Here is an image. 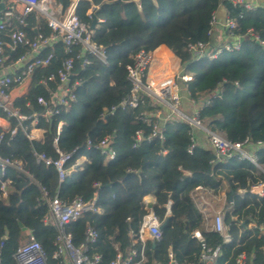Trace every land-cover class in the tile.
<instances>
[{
    "label": "trees",
    "instance_id": "16d2710c",
    "mask_svg": "<svg viewBox=\"0 0 264 264\" xmlns=\"http://www.w3.org/2000/svg\"><path fill=\"white\" fill-rule=\"evenodd\" d=\"M55 1L63 9L71 2ZM92 6L97 9L87 15ZM220 6L236 24L233 35L242 38L240 50L223 51L214 59L191 61L188 44L212 45L210 21ZM75 13L87 26L95 20L93 41L105 50L106 63L92 58L84 70L80 69L79 61L74 63L71 82L78 81L73 89L76 101L68 110L61 109L48 123L41 120L37 124L44 130L42 142L26 138L31 129L29 122L19 126L14 120L11 126L16 128L15 134L5 133L0 140V156L19 163L23 170L8 167L0 176L6 190V196L0 197L1 264H15L12 255L26 242L29 232L42 246L48 263L57 264L52 259L56 233L52 226L43 223L47 207L38 186L49 197L58 194L69 200L75 196L90 200L97 193V206L102 214L86 215L67 225L65 230L78 246L84 241L85 229L94 228L98 238L91 253L100 254L105 264L115 259L114 245L126 257L132 241L128 233H136L145 214L143 198L147 195L155 197L153 212L161 222L166 218V205L170 202L171 206L161 238L152 245L146 243L145 264L165 263L169 249L179 264L196 263L202 250L201 243L192 237L196 230L201 232L206 246L220 247L221 255L214 264H235L236 256L242 252L248 257L247 264H264V237L246 236L242 225L236 224L245 221L247 215L262 218L264 198L256 201L249 193L243 199L233 196L234 215H227L225 220L233 237L228 245L222 244L217 234L203 230L200 214L191 202V192L198 186L234 193L237 188L247 190L259 179L254 176L251 165L235 159L213 165L210 148L197 145L187 153L192 128L175 116L159 122L152 115L160 113V108L144 94L135 108L119 106L130 91L126 66L132 63L133 56L139 50L155 51L164 46L175 56L181 71L190 75L191 80L180 86L199 110V120L207 130L231 142L245 138L264 142V8L246 11L229 0H138L137 3L81 0ZM27 19L30 27L24 31L30 39L35 33L32 27L36 25V18L30 14ZM38 29L45 36L51 33L42 24ZM26 51V46L19 45L14 52L7 53V62H14ZM47 53H52L49 66L36 68L26 93L13 101V107L24 115L40 111L36 99H49L59 85L56 79L46 86L40 81L55 74L66 58L63 45L57 42L43 50L41 56ZM217 90L220 95L211 98ZM111 108H114L112 112ZM141 116L147 122L140 121ZM59 121L64 125L56 135ZM154 127L162 139L151 136ZM136 131L142 135L133 147ZM107 136L108 145L115 152L113 160L93 148ZM54 137L60 152L77 149L69 164L79 157L87 160L61 183L53 166L36 163L31 154L33 148L57 159L52 145ZM86 140L91 142L89 149L85 147ZM259 156L264 164V151ZM93 183H99L100 187L94 188ZM235 215L236 219L232 217Z\"/></svg>",
    "mask_w": 264,
    "mask_h": 264
},
{
    "label": "built area",
    "instance_id": "2783aa9c",
    "mask_svg": "<svg viewBox=\"0 0 264 264\" xmlns=\"http://www.w3.org/2000/svg\"><path fill=\"white\" fill-rule=\"evenodd\" d=\"M78 1L71 0L66 9H63L60 3L55 0H0L4 4V9L0 11V140L5 133L13 136L16 128L11 126V120H14L17 125L21 126L25 122H29L31 129L26 134V138L30 141H38L39 136H35L33 130H38L44 134V130L37 127V124L42 120L48 123L50 118L64 111L76 101V96L73 92L78 81L71 82L74 70V63L79 61L80 69L84 70L90 65L91 59L94 58L99 62L106 63L105 50L102 46L97 45L93 41L95 35L93 29L80 22L75 9ZM233 5H239L246 11H253L258 7L264 8V0L256 2H248L247 0H229ZM9 2V5L8 3ZM18 5V6H17ZM97 7L90 9L87 15ZM35 15L36 25L35 33L29 39L26 36L24 29L30 27L28 16ZM103 20H97L102 23ZM45 25L50 29L51 33L45 36L38 29V25ZM211 29L209 35L212 36V31L216 26V16H212L210 21ZM236 24L229 19L227 14L223 24L227 42L219 48L204 45L202 43L188 44L187 51L191 55V61H198L202 58L214 59L223 51L228 53L238 52L240 50V37L234 36L233 31ZM259 42L256 37L253 38ZM60 42L63 45L66 58L62 60L60 67L55 74H50L40 83L43 86L47 82L53 80L58 81V86L55 92L51 93L49 99L38 97L36 103L40 106V111H33L29 115H24L18 109L13 107V102L10 99L9 92L11 86L21 85L25 81H30L31 74L36 68H45L49 66L52 53H47L41 56L43 50L51 48L55 43ZM262 44L261 42H259ZM19 45L27 47L24 54L19 55L14 60L12 70H7L6 58L7 53L14 52ZM154 51L139 50L134 56L132 63L126 66L127 80L130 84L128 96L122 100L119 106H128L135 108L138 104L139 97L144 94L150 97L156 104H161L169 110L170 114L163 117L155 116L159 122L164 123L169 116L178 117L189 124L192 129L201 130L208 141L209 148L213 153L211 163L216 165L228 159H235L239 162H248L254 172V176L258 177V181L244 188H237L233 192L231 200L228 198L229 190L219 189L217 191L198 186L191 192V202L199 212L202 227L205 232L217 234L222 241V244L228 245L232 243L233 237L230 231V224L225 222L226 216L234 215L235 208L232 204L233 196H238L243 199L247 193L251 194L256 201L264 198V164L260 160L259 153L264 151V142L252 141L245 138L240 142L228 141L223 135L213 133L207 130L199 120V110L194 109L189 115L180 110L181 94L180 84L188 83L191 80L189 74L182 71L153 79L149 77V71L154 63ZM220 90H217L211 98H217L220 95ZM189 99V98H188ZM192 104L193 102L189 100ZM209 103V101L207 102ZM114 108H111V112ZM142 122H147L144 116L139 118ZM64 122L59 121L57 125L56 135L59 134ZM141 132L136 131L134 134L133 147L141 140ZM151 136H157L162 139L161 133L157 127H154ZM57 138H53V149L58 155L57 159H52L45 153L36 152L33 148L31 154L35 162L44 166H53L57 172L58 182L61 183L66 177L81 169L84 164L82 158L79 157L73 163L69 164L73 155L76 153V148L68 153H62L56 146ZM109 136L99 141L93 148L99 150L100 154L109 160H113L115 152L109 147ZM196 146L195 139L192 133L191 147L187 153H191L192 148ZM85 147L91 148L90 140H86ZM164 154V152L162 153ZM13 168L23 172L19 163L9 161L0 156V176L4 174L6 168ZM94 188L100 187L99 183H93ZM41 199L44 201L47 212L43 218V223L46 226H52L55 229L54 252L52 259L57 264H105L100 254L91 253L93 245L98 238L94 228L88 226L83 234L84 241L75 246L70 233L66 232L65 227L78 220H81L86 215H101L102 209L97 206V193L94 192L90 200H84L80 196H75L72 199H62L58 194L49 197L46 190L39 187ZM6 196L5 184L0 179V197ZM170 202L166 205L165 216H170ZM145 205V214L141 218V222L136 233L129 232L128 235L132 238L131 246L127 250L126 257L117 251V245H114L116 250L115 259L108 264H145L147 257L145 255V241L150 239L155 242L161 238V230L159 229L160 220L153 212V205ZM234 219L237 216H232ZM245 221H238L237 225H242L246 236L264 237V216L251 217L247 215ZM129 219H127L128 221ZM192 237L201 243V253L199 259L194 264H214L221 255L219 246L209 247L204 244V240L200 231L193 232ZM2 243L0 244L1 255ZM264 252V246L262 247ZM15 264H49L47 255L39 242H37L31 232L27 236L26 242L18 247L12 255ZM253 256H251V260ZM248 257L244 252L238 254L235 258V264H247ZM1 264V261H0ZM152 264H179L171 251L168 250V259L165 263L154 262Z\"/></svg>",
    "mask_w": 264,
    "mask_h": 264
},
{
    "label": "crops",
    "instance_id": "0c3cea01",
    "mask_svg": "<svg viewBox=\"0 0 264 264\" xmlns=\"http://www.w3.org/2000/svg\"><path fill=\"white\" fill-rule=\"evenodd\" d=\"M136 3L138 2V0H134ZM248 2H256L257 0H247ZM18 6V5H17ZM96 6H92L91 9L95 8ZM216 16V26L213 29V33L211 36V47H215V48H219L221 47L223 44H225L228 40L226 38L225 32L223 30V24L226 18V12L225 10L220 6L219 9L217 10V12L215 13ZM154 55H155V59H154V63L152 65V67L150 68L149 71V77L153 78V79H159L161 77L164 76H168V75H173L174 73L180 72L181 69L179 67V63L177 61V59L175 58V56L172 54V52L170 50H168L166 47L164 46H159L155 51H154ZM6 66H7V70H12L13 67L15 66L13 62H7V58H6ZM30 84V81H25L23 84L21 85H15L13 87H11L10 92H9V96L10 99L12 100V102L23 96L26 91L27 88ZM180 94H181V108L185 113L190 114L194 109H197L195 107L194 104H192L189 99H188V95L187 93L181 88L180 86ZM160 113H157L156 115L158 117H163L167 114H165V112L160 109ZM196 130V131H195ZM193 131H195V144L199 147L208 149L209 148V144L207 141V138L205 136V134L198 129H192V133ZM199 131V132H197ZM33 132L35 133V136H39V140L37 142H42L43 141V134H41V132H38V130H33ZM87 160L86 158H82V163L86 164ZM143 203L146 205H156V199L154 196L152 195H147L143 198ZM149 242L151 245L153 244V241H151L150 239H146L145 241V247H146V243ZM170 251V249H169Z\"/></svg>",
    "mask_w": 264,
    "mask_h": 264
},
{
    "label": "water",
    "instance_id": "95a60500",
    "mask_svg": "<svg viewBox=\"0 0 264 264\" xmlns=\"http://www.w3.org/2000/svg\"><path fill=\"white\" fill-rule=\"evenodd\" d=\"M3 9H4V4H3L2 2H0V11H2ZM94 11H95V10H94ZM94 25H95V20H93V21L91 22L89 28H90V29H93V28H94ZM239 41L241 42L242 39H239ZM157 106H158L160 109H162V110L165 112V114H167V115L170 114L169 110H167L166 108H164L161 104H157ZM232 195H233L232 190H229V192H228V198H229V200H231ZM170 206H171V204H169V208H170ZM166 221H167V217L165 218L164 221L160 222V224H159V229H160V230H162V229L164 228V226H165V224H166Z\"/></svg>",
    "mask_w": 264,
    "mask_h": 264
},
{
    "label": "rangeland",
    "instance_id": "374dc122",
    "mask_svg": "<svg viewBox=\"0 0 264 264\" xmlns=\"http://www.w3.org/2000/svg\"><path fill=\"white\" fill-rule=\"evenodd\" d=\"M8 3V5H9V2H7ZM180 110H182V108H181V106H180ZM183 111V110H182ZM184 112V111H183ZM186 114H188V113H186ZM189 115V114H188ZM203 127H204V125H203ZM196 131V130H195ZM195 131H193V134H194V136H195ZM197 132H199V131H197Z\"/></svg>",
    "mask_w": 264,
    "mask_h": 264
}]
</instances>
